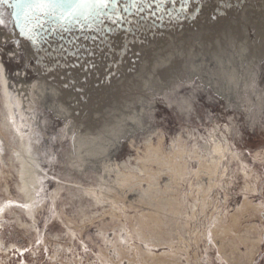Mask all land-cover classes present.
Returning a JSON list of instances; mask_svg holds the SVG:
<instances>
[{"label": "rangeland", "instance_id": "rangeland-1", "mask_svg": "<svg viewBox=\"0 0 264 264\" xmlns=\"http://www.w3.org/2000/svg\"><path fill=\"white\" fill-rule=\"evenodd\" d=\"M236 1L243 3L231 0ZM259 1L222 15L205 11L199 20L205 30L193 27L201 31L197 36L189 26V32L180 27L171 38L158 34L162 43L139 39L136 52L118 70L112 63L117 58L103 56L104 46L113 45L112 53L119 55L124 35L141 24L154 25L172 0L165 5L146 0L148 6L136 7L131 0L99 16L91 10L87 20L85 9L67 20H56L53 8L36 10L45 21L48 16L49 26L38 40L24 37L25 43L14 24L13 0L0 3L2 28L12 36L9 42L0 40V62L8 75L25 69L22 77L38 84L40 65L46 72L54 64L72 69L47 78L63 100L36 97L30 103L34 108H25L34 119L30 133L41 186L34 219L18 212L31 228L7 214L0 229L7 248L0 252L1 263L264 264V38L256 31L264 24V6H255ZM196 7H186L187 15ZM170 54L182 60L167 73L158 66L154 70V61L145 68L153 55ZM48 55L53 65L45 62ZM192 59L208 64L190 68ZM2 107L0 101V121ZM3 134L2 156L9 164L14 142ZM179 145L186 151L183 177L140 160L151 146L161 147L171 160ZM212 159L218 162L212 175L195 173ZM124 162L162 172L157 180L142 173L137 191L119 189L116 166ZM9 173L2 183L9 184L12 195L0 187V199L24 200L17 170ZM156 182L166 190L157 193L162 200L155 192H140ZM91 191L103 196L97 199Z\"/></svg>", "mask_w": 264, "mask_h": 264}, {"label": "bare ground", "instance_id": "bare-ground-1", "mask_svg": "<svg viewBox=\"0 0 264 264\" xmlns=\"http://www.w3.org/2000/svg\"><path fill=\"white\" fill-rule=\"evenodd\" d=\"M119 4H127L130 3L131 0H119ZM249 2V0H243L244 5ZM243 3H240V1L231 2V0H180V2L173 3V6L168 3V0H166L165 4H169L167 6V10L163 11L160 16L158 17L160 20L156 19V23L154 25H139L137 29H135V33H129L124 35V50L117 55V53L113 54L112 52H115L112 48L114 47L112 45V48L110 46H104V55L111 57L112 59L117 58L115 61H113V67L118 70L121 67H123V64H125V61L128 58V55L133 52H136L134 50L135 48H138L140 46L139 39L147 40L153 37L154 43H162L163 39L159 37L160 34H164L165 36L169 35L171 38L173 35H178L180 27H183L184 30L187 32L190 31V29H193L195 26H199V29L203 30L204 28L199 25V20L202 16V14L205 11L213 10L217 11L218 15L227 14L228 11L235 10L241 6V8H244ZM198 4V5H197ZM157 5H160L159 2ZM190 5H196L197 11H193V13L188 14L186 13L188 6ZM212 5V6H211ZM255 6L258 8L264 6V0H260L259 2L255 3ZM218 7V8H217ZM12 8V7H11ZM235 8V9H234ZM183 9V10H181ZM59 9H53V15H55V19H59ZM84 10V9H82ZM12 11L14 12V9L12 8ZM90 10H84V15H87ZM174 11V12H173ZM35 10L27 20L18 19L14 15V24L17 27V31L19 32L22 42L25 43L24 37H31L35 39H39V37H42L45 30L48 28V16L46 17L45 21ZM191 12V11H190ZM189 12V13H190ZM57 13V14H56ZM51 20L49 21V23ZM195 22V23H193ZM193 23V24H192ZM159 25L156 26V25ZM59 25V24H58ZM258 22H254L255 27H257ZM188 26V29L187 27ZM190 26V29H189ZM155 27V28H154ZM0 40L5 39L6 42H9L12 40V36H8L6 30L2 28V24H0ZM205 30V29H204ZM248 30V29H247ZM246 30V32H247ZM144 31V32H142ZM185 31V32H186ZM227 31V30H226ZM258 35L262 38H264V24L259 25ZM132 32V31H131ZM184 32V31H183ZM195 32V31H194ZM201 31L195 32L194 34L200 35ZM41 36H40V35ZM159 34V35H158ZM152 35V36H151ZM196 35V36H197ZM183 37V36H182ZM169 38H165L166 41H168ZM164 40V41H165ZM172 41L175 43V41ZM150 44V43H149ZM29 47V46H28ZM147 48V47H146ZM4 51H7V48H2ZM116 49V48H114ZM14 53L18 56V49H13ZM111 50V51H110ZM33 51V50H32ZM31 51V52H32ZM164 51V50H163ZM35 52V51H33ZM8 54H10L8 52ZM36 57H38V53H34ZM136 53H134L135 55ZM180 55L184 56V53H180ZM117 56V57H116ZM136 56V55H135ZM137 57V56H136ZM134 57V58H136ZM182 60V58H175V55L170 54L167 57H161L158 55H153V58L151 60H148V64L145 68L151 69L152 65L150 66L149 62L154 61L156 64L154 70H156L157 66L163 68L161 71V74L167 73V70L171 68L172 64H179V62ZM39 60V59H38ZM41 61L43 59H40ZM45 62H49L48 64L53 65V59L51 56H46V59H44ZM63 61V60H62ZM66 61V60H65ZM201 63L197 64L196 61L192 59L189 63V67L194 68L205 66L208 63H206L205 60L200 59ZM234 62L233 57H231V62ZM238 60H236V63ZM61 63V62H60ZM66 63V62H65ZM152 63V64H154ZM168 63H171L170 65ZM205 63V64H204ZM139 64V63H138ZM64 65V64H63ZM62 65V66H63ZM150 66V67H149ZM6 66L0 62V101L2 103V120L0 121V161L3 163V167L1 168H8L10 171L13 169H16L18 172V175L20 177V184L18 185V190L21 193L22 197L25 198L24 200H18L14 197H9L7 199H0V229L3 228L7 214H13L16 217V221L18 222V225L23 228H31V224L27 222L26 220H23L22 217L18 214V212H22L24 215H27L31 219H34L35 212L37 210L36 208V200L37 196L36 193L38 189L41 186V177H40V165L38 162V159L35 157V151H34V145L32 143L31 138V127L34 124L33 118L30 117V113L26 112L25 108L32 109L34 106H32L30 103L34 102L33 100L36 99V97L39 98V101L45 102L46 100L51 99L52 101H60L64 99V96L54 88L53 83H49L48 79L49 77L54 76L57 72H62L63 70H67V72L72 71V69H64L59 64H54L52 67V71L48 70L47 72L44 70V66L40 65L39 72L42 75V80L39 81V83L31 84L29 80L22 77V71H25V69L15 75H8ZM168 67V68H167ZM158 71V70H157ZM90 73V70L87 71V73L84 75L85 77L88 76ZM236 74V73H235ZM237 75V74H236ZM151 77V76H150ZM73 79V78H72ZM88 80V78H87ZM76 95V94H75ZM71 97H73V93H71ZM27 103V104H26ZM63 107V106H61ZM60 108H57V110ZM57 112V111H55ZM67 114V113H65ZM64 115V113H63ZM9 135L11 139H13L14 144L10 146L11 150V158L9 159V164L4 159L3 152H4V134ZM216 151H220V145H216L215 147ZM185 148L182 145H179L177 150L174 152V157L169 160V158H164L162 156L161 147H149V155L140 160H144L145 162H157L161 166H163L162 171H169L172 173L173 176L176 177H183L188 172L186 170V164L187 161L184 160V154H185ZM183 160V162H182ZM16 164H19L17 166ZM118 169V183L120 184L119 189H122V187H128L129 189L133 188L134 191H137L135 187L139 185V179L140 175L144 172H147V174L151 177L152 180H157V175H160L162 171H159L157 173L149 172V168L144 165V167L135 166V168L132 167L131 163L124 162L122 164V168L119 164H117ZM130 169L132 172L127 173L126 171H123L122 169ZM0 168V187L5 190V192L9 195H12L10 192V186L7 183H2V180H5V177L9 178L11 177L10 171L8 174ZM218 168V162L215 159H212L211 161L202 162V165L200 166L199 170L196 171V174H200L201 172H205L208 175H212ZM134 169L137 170V172H134ZM129 170V171H130ZM157 184H153L148 189L142 188L140 191L143 194H155L156 193V199L159 198L157 196V193H164L165 191L163 189H160ZM153 187V188H152ZM116 188V187H115ZM136 190H135V189ZM169 187L167 186L166 189ZM118 189V188H116ZM153 189V190H152ZM92 194L96 195L97 199H100L101 196H103V192H101V195L97 193L96 191H91ZM155 192V193H154ZM160 200L161 197L159 198ZM158 199V200H159ZM170 201V200H168ZM19 215V216H18ZM22 252L24 250L20 248ZM7 252V248L4 247L3 241L0 239V252ZM0 264H3L0 262Z\"/></svg>", "mask_w": 264, "mask_h": 264}, {"label": "snow or ice", "instance_id": "snow-or-ice-1", "mask_svg": "<svg viewBox=\"0 0 264 264\" xmlns=\"http://www.w3.org/2000/svg\"><path fill=\"white\" fill-rule=\"evenodd\" d=\"M165 2L166 0H159L160 5ZM172 2L175 3V0H172ZM0 3H8V0H0ZM118 4L119 0H13L11 7L14 9L13 15L23 20H27L35 10L49 8L59 9V17L63 20L75 17L76 13L82 9L90 10L87 15H84V19L87 20L92 14L91 10H96V15L99 16L106 9L117 10ZM139 4L148 6L146 0H132V7ZM3 23L4 21L0 20V24Z\"/></svg>", "mask_w": 264, "mask_h": 264}]
</instances>
